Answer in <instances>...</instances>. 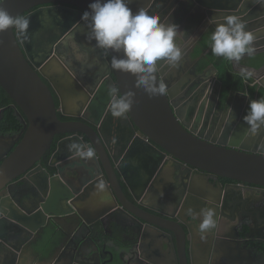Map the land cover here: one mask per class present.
Segmentation results:
<instances>
[{"label": "flooded vegetation", "instance_id": "af4514ba", "mask_svg": "<svg viewBox=\"0 0 264 264\" xmlns=\"http://www.w3.org/2000/svg\"><path fill=\"white\" fill-rule=\"evenodd\" d=\"M136 1L149 14L159 15L164 23L178 25L179 31L184 33L178 35L176 39L177 45L183 51L180 67L174 69L169 66V72L171 83L176 86L183 82V85L185 84L183 96L189 89L187 98L191 99L193 106L199 107L195 115L197 120L190 119L188 114L187 121L190 119L192 126L202 130L205 136L213 138L220 133V136H217L219 139L230 118L241 114L244 122V111L247 106L243 110V103L240 102L239 113L228 117V102L231 98L227 93L230 89L227 91L226 86H222V99H219L220 85L214 81L216 74L212 70V65L215 66V63L211 62L204 66L205 61L209 60L211 42L209 44L208 42L214 31L213 24L209 23L205 4L214 3V0ZM224 4L232 6L229 2ZM69 10L72 11L70 14H68ZM77 11L70 6L53 4L34 8L22 15L31 20L29 31L24 38L27 46L29 45L32 65L37 66L35 69L50 88L59 110L61 96L56 88L60 90L65 100L66 112L81 116L68 117L59 112V118L64 121L84 120L83 118L91 117L94 114L89 110L92 99H97V102L101 99L110 101L109 93L102 95L98 92L105 68L100 61L98 48L87 35L86 27L82 26L71 37L65 38L67 28L71 27L69 25L73 18L71 14ZM54 13L63 15L61 17L67 20L52 17ZM201 32H203L202 36ZM106 57L111 63L109 53ZM243 58L245 61H250L247 55ZM239 76L246 77L242 74ZM111 77L116 82L113 69ZM211 79L214 82L209 85ZM233 86L236 87L235 82ZM194 87L197 88L191 92V88ZM208 87L211 88V96L206 95ZM232 92L230 91L231 94ZM119 93L118 90L117 95ZM246 105L249 106V103ZM10 107L15 109L20 117L23 129L10 134L0 131V158L25 130V123L19 115L21 111L15 103ZM0 110L4 113L5 108ZM122 125L124 127L119 138L125 140L126 136L131 134V129L125 124ZM65 137V135L56 137L58 138L56 146ZM119 149H121L120 156L113 169L115 168L125 196L131 202L128 207L134 211L136 209L134 204L151 215L166 219L167 221L161 223L176 231L166 228L157 229L146 223L141 225L122 212L108 216L106 213L110 207L104 208L97 200V196L103 190L102 187L97 188L101 185H96V189L92 191L81 188L83 196L81 195L78 201L74 200V209L67 206V203L62 204L65 209L63 212L69 215L59 218L58 222L67 232H73L81 225L87 227L86 222H94L95 233L101 241L100 245L103 246L101 255L104 254L106 260L114 257L111 264H180V262L181 264H264V188L217 174L201 172L198 168L173 158L159 147L152 149L147 146L139 149L138 145L132 144L127 148L120 146ZM63 150L65 151V148ZM55 152L56 148L50 156L46 154L35 167H44L45 171L38 169L33 180L26 176L21 178L24 184L15 185L13 193L16 196L9 204H13L14 200L20 206H24L28 212L40 210V204L45 199L41 190L46 192L47 196L52 192L51 188L44 190L45 186L50 184L48 173L50 176L55 175V169L49 166L52 161L57 162L52 159ZM67 165L79 171L81 176L77 179L73 174L66 175L71 187L73 185L72 189H79V181L82 178H89L88 165L80 157L72 159ZM113 205L111 209L116 207ZM208 207L215 209L219 224L216 229L200 233L198 214ZM190 209L192 214H189ZM101 214L104 217L103 223L98 221ZM47 224L55 228V223L50 222L49 219ZM37 239L38 235L35 234L28 236L26 241L33 242ZM70 253L69 243L66 242L64 245H57L53 255H55L54 259H64L66 255V259L71 260ZM24 261L23 256L21 262ZM46 262L53 263L52 260Z\"/></svg>", "mask_w": 264, "mask_h": 264}, {"label": "water", "instance_id": "95a60500", "mask_svg": "<svg viewBox=\"0 0 264 264\" xmlns=\"http://www.w3.org/2000/svg\"><path fill=\"white\" fill-rule=\"evenodd\" d=\"M93 2L95 0H3L0 5L14 17L22 16L34 8L53 4L76 8L80 12L71 14V27L67 28L65 38L71 37L82 26L86 27L87 35L91 38L89 21L78 20L86 11H91L89 5ZM224 2H229L232 6H226ZM205 5L209 19L213 18L214 30L216 24L223 22L225 17L238 16L245 23L246 30L252 31L256 36L254 47L257 50L248 58L261 59L264 56V3L258 0H214V3ZM129 7L134 11L143 8L135 0H129ZM69 11L68 14L72 12ZM51 16L67 20L61 17V14L54 13ZM202 34L203 32L201 36ZM93 42L95 44L94 40ZM28 46L24 36L13 29L0 33V87L21 111L19 115L25 123V130L0 158V264H35L49 260H52V264H111L114 257L106 260L104 254L101 255L103 246L95 233L94 222L85 221L87 227L81 225L70 233L58 222L59 218L69 215L63 212L65 209L62 204L67 203V206L74 209V200L78 201L83 196L81 188L92 191L96 189V185H101L97 188L102 187L103 190L97 200L104 208L110 207L106 213L108 216L122 212L141 225L146 223L157 229L176 231L161 223L167 221L166 219L151 215L133 203L136 208L134 211L128 207L131 202L125 196L115 168L113 169L120 156V146L127 148L135 144L139 149L147 146L152 149L159 147L173 158L198 168L201 172L264 188V141L258 145L262 139L250 137L248 144L237 134V130H233L237 122L248 127L242 121L241 114L229 119L220 139L217 137L220 133L211 138L192 126L190 119H196L199 107L193 106L191 99L187 98L189 89L185 92V97L183 96V82L176 86L171 83L168 65L158 67L154 73L157 83L163 82L167 86V94L150 97L142 88L136 87V78L130 74L114 70L115 82L111 77V63L104 50L98 48L100 61L105 68L98 92L104 95L109 93L108 89L115 88L122 95L131 91L135 93V103L125 118L118 119L111 115L109 99H101L99 102L92 99L89 110L94 114L91 117L64 121L59 118V112L68 117L81 116L66 112L65 100L56 88L61 96L59 110L50 88L37 73V66L32 65L33 59ZM109 55L111 59L112 55L122 57V53L109 52ZM249 68L254 70L257 66L252 65ZM212 70L216 74L214 81L220 85L219 99H222V86L225 83L217 67L212 65ZM256 85V99L264 98V93L261 92L264 91V74L258 78ZM195 88L197 87L191 88L190 91L194 92ZM2 113L3 110H0L1 116ZM188 114L191 117L189 121L186 119ZM122 124L131 129V134L127 135L125 140L119 138L124 127ZM61 135L66 137L57 143L52 158L57 162L52 161L49 164L55 169V175L50 176L48 173L50 184L48 183L44 190L51 188L52 192L47 196V193L40 189L45 197L40 204V210L28 212L14 200L13 204H9L16 196L13 193L15 185L24 184L21 179L23 176L33 180L38 169L45 171L44 167H35L51 150L55 138ZM257 140L259 141L255 144ZM73 142L91 147L95 153L91 159H84V163L88 165L89 178L79 181V189H72L73 185L71 187L66 179L67 174L75 175V179L81 176L78 170L67 165L72 159L79 158L69 151V145ZM13 148L15 149L12 151ZM113 204L116 207L111 209ZM103 218L101 214L98 221L103 223ZM48 219L55 223V228L47 224ZM35 234L38 235L37 240L26 241L28 236ZM66 242L71 249V260L66 259V255L64 259H54L53 253L57 245H64ZM23 256L24 263L21 262Z\"/></svg>", "mask_w": 264, "mask_h": 264}, {"label": "clouds", "instance_id": "9594fccd", "mask_svg": "<svg viewBox=\"0 0 264 264\" xmlns=\"http://www.w3.org/2000/svg\"><path fill=\"white\" fill-rule=\"evenodd\" d=\"M258 2L264 3V0ZM89 8L91 11H86L82 19L89 21L88 27L95 47L104 50L106 55L109 52L122 53V57L112 55L110 67L134 76L136 87L142 88L150 97L166 95L167 86L163 82L157 83L154 73L163 65L174 69L180 67L183 51L176 39L184 33L179 31V26L164 23L159 15L149 14L145 9L134 11L129 7V0H95ZM213 22L211 18L209 23ZM30 23V18L14 17L0 5V33L13 29L21 36H26ZM210 40L212 54L227 61L239 62L245 55L251 57L257 50L254 47L256 36L246 30L245 23L238 16H228L223 22L217 23ZM117 93V89H109V109L113 118L122 119L134 105L135 93ZM243 120L253 135L264 127V98L250 100ZM69 151L85 160L95 154L91 147L79 142L70 144ZM189 214H192L191 209ZM198 215L200 233L218 227L219 219L214 208H204Z\"/></svg>", "mask_w": 264, "mask_h": 264}, {"label": "crops", "instance_id": "0c3cea01", "mask_svg": "<svg viewBox=\"0 0 264 264\" xmlns=\"http://www.w3.org/2000/svg\"><path fill=\"white\" fill-rule=\"evenodd\" d=\"M256 57H254V59L250 58V61H245L244 58H242L239 62H233V66H234V70L239 73V75H243L246 79L244 80V86L241 89H238L237 87H230V90L228 91L227 95H229L230 101L228 102V106H229V110H228V117L232 114L235 113H239V108L238 105L243 103V110L245 109V115L247 113L248 110V105H246V103H249L250 100H254L257 98V83L255 80H257V78L260 76H262L264 74V56L260 59H255ZM257 66V68H255L254 70L250 69V66ZM250 74V75H249ZM213 79H211L209 81V85H212L213 83ZM211 83V84H210ZM230 91H233L232 94L230 93ZM243 94H246V96L248 95V97L244 96ZM206 95L207 96H211V88H207L206 90ZM258 100V99H256ZM237 105V106H236ZM240 106V105H239ZM232 110V111H231ZM244 115V116H245ZM245 123V122H244ZM238 126V127H237ZM238 128V129H237ZM237 130V134L240 135L243 139L244 142L250 144L251 138L250 137H258L257 139H262L261 141L257 140L255 142V144L257 143L258 145H260L263 141H264V127H261L260 129H258V131L255 133V135H253L248 129L249 126L246 128L243 125L240 124V122L233 127V130ZM233 136V134H232ZM262 146V145H261ZM35 264H40V263H35ZM43 264H48L43 263ZM52 264V263H49Z\"/></svg>", "mask_w": 264, "mask_h": 264}, {"label": "trees", "instance_id": "16d2710c", "mask_svg": "<svg viewBox=\"0 0 264 264\" xmlns=\"http://www.w3.org/2000/svg\"><path fill=\"white\" fill-rule=\"evenodd\" d=\"M3 1V0H2ZM211 40L208 42V44ZM207 44V45H208ZM208 61H205L204 66L210 64L211 62L217 67L220 73L221 79L224 81L227 91L235 82L238 89L243 88L244 80L242 76H239L234 70L233 62L227 61L222 57H216L212 52L208 56ZM14 103L12 99L5 93V91L0 87V108H5V111L0 120V131L2 133H17L23 129V124L20 117L16 114L15 109L11 108L10 105ZM66 119V118H64ZM58 138H55L52 149L47 153L50 156L55 148Z\"/></svg>", "mask_w": 264, "mask_h": 264}]
</instances>
